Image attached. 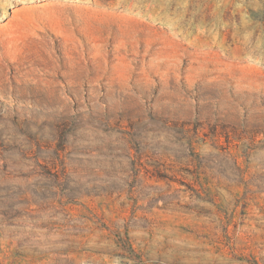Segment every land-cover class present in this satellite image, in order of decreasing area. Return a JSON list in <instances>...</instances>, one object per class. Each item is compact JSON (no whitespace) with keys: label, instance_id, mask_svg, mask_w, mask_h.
Here are the masks:
<instances>
[{"label":"rangeland","instance_id":"1","mask_svg":"<svg viewBox=\"0 0 264 264\" xmlns=\"http://www.w3.org/2000/svg\"><path fill=\"white\" fill-rule=\"evenodd\" d=\"M0 264H264V0H0Z\"/></svg>","mask_w":264,"mask_h":264}]
</instances>
